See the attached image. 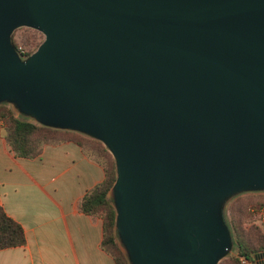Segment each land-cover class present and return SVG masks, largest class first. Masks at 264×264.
Returning a JSON list of instances; mask_svg holds the SVG:
<instances>
[{
  "label": "water",
  "instance_id": "95a60500",
  "mask_svg": "<svg viewBox=\"0 0 264 264\" xmlns=\"http://www.w3.org/2000/svg\"><path fill=\"white\" fill-rule=\"evenodd\" d=\"M2 104L108 150L129 264H220L264 193V0H0Z\"/></svg>",
  "mask_w": 264,
  "mask_h": 264
},
{
  "label": "crops",
  "instance_id": "0c3cea01",
  "mask_svg": "<svg viewBox=\"0 0 264 264\" xmlns=\"http://www.w3.org/2000/svg\"><path fill=\"white\" fill-rule=\"evenodd\" d=\"M105 179L74 142L17 157L0 128V206L24 229L26 244L0 251V264H116L102 248L103 222L80 201Z\"/></svg>",
  "mask_w": 264,
  "mask_h": 264
},
{
  "label": "trees",
  "instance_id": "16d2710c",
  "mask_svg": "<svg viewBox=\"0 0 264 264\" xmlns=\"http://www.w3.org/2000/svg\"><path fill=\"white\" fill-rule=\"evenodd\" d=\"M30 32L28 45L31 47L27 55L32 54L41 44V37L36 31ZM16 47L18 45L15 43ZM0 128L4 130L5 139L17 157L36 158L41 155L47 145H59L66 142L78 144L85 155L101 165L105 171L102 183L91 189L80 201L83 213L100 218L103 222V250L108 253L116 264H129L127 257L117 241L115 231L116 213L113 201L109 196L110 190L116 181L115 162L102 143L90 139L79 133L51 129L31 122L15 113L12 107L0 105ZM256 210L264 207V193H253L240 197L230 208L228 225L232 231L237 247L236 255L223 261L221 264H241L240 258L253 261L254 258L264 256V235L261 229L253 231L247 228L248 206ZM26 244V235L23 227L12 219L0 206V251L22 247Z\"/></svg>",
  "mask_w": 264,
  "mask_h": 264
},
{
  "label": "rangeland",
  "instance_id": "374dc122",
  "mask_svg": "<svg viewBox=\"0 0 264 264\" xmlns=\"http://www.w3.org/2000/svg\"><path fill=\"white\" fill-rule=\"evenodd\" d=\"M25 29H28V28H21V29H19V30H17L15 33H14V35H13V42H14V44L16 43L17 45H18V47H23L26 51H30L31 50V47L28 45V42H29V39L28 38H30L31 37V33L30 32H27ZM31 30H33V29H31ZM33 31H35V30H33ZM37 32V35H40L39 37H41V43L44 41V36L40 33V32H38V31H36ZM16 46V45H15ZM40 46V45H39ZM38 46V47H39ZM37 50V49H36ZM35 50V51H36ZM35 51H33V52H35ZM32 52V53H33ZM245 195H249V194H245ZM245 195H240V196H238V197H236L235 199H233L228 205H227V207H226V218H227V222H229V212H230V208L232 207V205L235 203V201L237 200V199H239L240 197H242V196H245ZM248 210V220H247V222L245 223V225H247L246 227L247 228H250V229H252L253 231L255 230V232H257L256 231V229H259V225L257 224V222L254 220V218H253V216H252V213H251V211H252V209H255V208H253L251 205L250 206H248V208H247ZM260 230V229H259ZM262 232H260V234H261ZM262 235V234H261ZM117 241H118V244L120 245V243H119V240L117 239ZM120 247H121V245H120ZM121 249H122V247H121ZM123 250V249H122ZM124 252V251H123ZM236 253H237V247H236V245H235V248H234V250H233V252L231 253V254H229L224 260H222L221 261V263L223 262V261H225V260H227V259H229L230 257H232V256H234V255H236ZM220 263V264H221Z\"/></svg>",
  "mask_w": 264,
  "mask_h": 264
},
{
  "label": "built area",
  "instance_id": "2783aa9c",
  "mask_svg": "<svg viewBox=\"0 0 264 264\" xmlns=\"http://www.w3.org/2000/svg\"><path fill=\"white\" fill-rule=\"evenodd\" d=\"M17 50L22 57L25 58L29 56L23 47H18ZM251 213L264 235V207L260 210L252 209ZM240 261L241 264H264V256L256 257L253 261L248 260L247 258H240Z\"/></svg>",
  "mask_w": 264,
  "mask_h": 264
}]
</instances>
